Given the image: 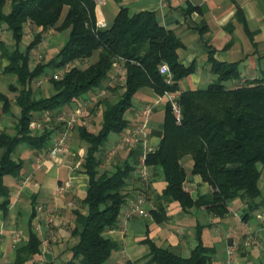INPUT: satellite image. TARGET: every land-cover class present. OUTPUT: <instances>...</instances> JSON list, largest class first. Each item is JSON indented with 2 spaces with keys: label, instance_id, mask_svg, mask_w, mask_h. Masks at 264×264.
I'll return each instance as SVG.
<instances>
[{
  "label": "trees",
  "instance_id": "16d2710c",
  "mask_svg": "<svg viewBox=\"0 0 264 264\" xmlns=\"http://www.w3.org/2000/svg\"><path fill=\"white\" fill-rule=\"evenodd\" d=\"M8 3L9 0H0V26L7 27L15 45L8 49L1 42L0 58L7 62L3 74L15 78L8 89L15 99L0 94V101L3 114L12 113L13 102L20 113L11 131H0V212L5 213L10 204L5 177L19 178L24 169V162L14 158L18 149L28 145L37 151L46 150L53 135L64 130V123L53 121L43 132H34L31 122L44 114L57 117L64 109L102 89L116 63L122 62L126 70L124 84L112 89L124 90L117 100L102 98L91 109V113L102 112L100 129L76 127L80 140L87 146L81 168L89 178L82 201L87 211L76 213L77 226L72 235L78 243L72 248V259L65 264H105L120 245L104 234L117 227L124 206L134 198L125 190L133 171L130 163H119L112 172L101 170L109 138L129 127L125 115L140 90L151 89L160 97L179 92L180 83L194 74L196 67L181 63L178 51L184 46L182 41L158 21L154 12L131 14L122 7L113 24L101 29L94 0H10L6 12ZM193 11L202 13L203 8L189 7V12ZM235 19L246 27L240 9ZM28 24L40 31L22 51L19 46ZM54 29L69 31L68 40L51 61L31 68L32 52L43 41L44 34ZM209 63L217 79L206 88L180 93L181 122H177L168 101L160 145L146 155L145 164L160 168L167 183L156 197V209L151 211L157 224L169 220L167 207L174 202L184 211L205 208L218 217L228 212V202L235 198L247 207L243 219L259 209L258 165L264 168V78L230 85L229 82L239 80L238 64L220 63L213 56ZM163 64L170 68L172 83L160 73ZM67 66L69 71L61 79L49 80L53 92L37 98L32 82L47 75V69L60 71ZM187 157L193 162L190 173L211 186L210 194L194 199L185 189L189 173L182 161ZM35 215L36 209L33 218ZM197 238L199 245L188 258L160 248L147 238L151 263L212 264L214 250L203 244L201 231ZM42 245L31 227L27 244L16 251L15 264H25L41 254Z\"/></svg>",
  "mask_w": 264,
  "mask_h": 264
},
{
  "label": "crops",
  "instance_id": "0c3cea01",
  "mask_svg": "<svg viewBox=\"0 0 264 264\" xmlns=\"http://www.w3.org/2000/svg\"><path fill=\"white\" fill-rule=\"evenodd\" d=\"M94 1L99 27H110L120 9L126 7L131 14L143 11L156 13L158 21L180 38L184 46L178 51L179 59L187 67L194 64L196 70L180 83L178 93L208 87L217 79V75L211 72L210 56L220 63L238 64L239 80L229 82L230 85L264 78V0ZM189 7H201L203 12L190 13ZM238 9L242 12L246 27L235 19ZM9 35L10 32L6 31L4 36ZM4 36L0 42L5 41ZM6 46L11 49L8 44ZM3 65L5 67L6 64ZM120 73L126 76L122 62L115 64L109 82L103 87L107 95L114 93L119 96L123 93V89L112 91L124 84L120 81ZM94 93H90L86 99ZM0 94L9 96L6 91H0ZM167 103L166 95L160 97L151 89L140 90L133 99V107L125 115L129 127L121 134H112L105 147L101 170L112 172L115 165L128 162L133 171L125 190L132 197L142 190L147 192L146 202L142 206L147 216L136 212L124 220L123 215L129 209L127 203L117 227L105 232V238L120 245L105 264H152L150 248L145 244L147 238L160 248L188 258L199 245V231L203 244L214 250L212 264L225 263L226 248L232 243L239 246L238 264H264V178L261 182L259 180V209L246 219H243L246 205L235 198L228 202V212L223 217L205 208L184 211L174 202L167 207L169 220L161 224L155 222L151 211L156 209V197L163 192L167 183L160 168L148 167L151 176L144 186L139 169L148 151H154L160 145ZM76 107L77 103H74L63 111L71 113ZM2 108L0 101V112ZM146 109H150L148 115L143 113ZM98 113L101 116L102 112ZM5 115L11 121L0 123V131H11L14 126L12 121L19 113L12 111ZM88 124L90 131H98L101 125L100 120L99 123ZM141 128L143 132L137 133ZM63 131L59 130L53 135L46 150L37 151L28 145L21 146L15 157V160L24 162L20 177L7 176L4 179L10 191V204L5 213L0 212V264H15L16 251L27 244L31 227L43 242L42 252L25 264H65L72 259V248L78 243V238L72 235L77 226L76 213L87 211L82 201L88 190L89 178L82 172V166L77 167L84 159L87 146L80 140L75 128L67 139L69 153L48 158L49 149ZM134 134L139 140L137 144L120 147L123 139ZM182 163L189 173L184 186L191 196L198 199L210 194L211 186L204 183L200 176L190 173L192 160L187 157ZM67 181L72 183V189L61 196L58 187ZM40 207L42 211L39 212ZM34 209L36 215L33 218ZM248 240L256 244L247 248L244 243Z\"/></svg>",
  "mask_w": 264,
  "mask_h": 264
},
{
  "label": "built area",
  "instance_id": "2783aa9c",
  "mask_svg": "<svg viewBox=\"0 0 264 264\" xmlns=\"http://www.w3.org/2000/svg\"><path fill=\"white\" fill-rule=\"evenodd\" d=\"M99 27V26H98ZM101 29L106 28L105 25H101L99 27ZM70 66L65 67L64 69L60 70L57 74H54L48 79H43L38 82V86H41V84L45 81L50 80L51 78L55 80L61 79L65 73L69 71ZM160 73L164 76H166L168 83H172L173 76L170 71V68L168 65L163 64L160 66ZM121 75V73L119 74ZM126 76L121 75L120 81L125 82ZM179 95L180 93H166V97L168 98V101L170 102L172 106L173 114L177 120V122H181L182 120V112H181V106L179 104ZM107 97V91L105 89H97L95 93L88 99H85L83 101L77 102V107L69 114V116L66 118L65 114L58 115L57 117H52L49 114H44L38 119H34L31 122L30 129L34 132H43L50 123L53 121L62 122L64 123V131L59 139H56L51 148L49 149L47 155L48 158H57L62 155L69 153V147L67 143V139L69 137V134L77 127V126H85L89 129V124L86 121L87 117V110L86 105L87 103H90L92 101H97L98 99H102ZM145 115H148L150 113V109H146ZM143 129H139L137 133H142ZM139 142L137 139V134L131 135L125 139L122 140L120 143V147L127 148L128 146L135 145ZM151 153L152 151H148ZM148 153V154H149ZM146 155L142 158L141 166L139 169V174L142 182L144 183V186L148 184L149 178L151 176V172L149 171L148 166L145 164ZM83 161H80V163L77 165V167L82 166ZM72 189V183L70 181L62 183L58 187V194L63 196L67 194ZM147 199V192L145 190H142L138 192L134 198L129 200V209L124 213L123 219L128 220L133 213H139L142 216H147V212L142 209L143 204L146 202ZM42 211V207L39 208V212ZM256 244L253 240H248L244 243L245 247H250L252 245ZM238 252H239V246L236 243H232L227 246L226 248V254H225V263L224 264H238Z\"/></svg>",
  "mask_w": 264,
  "mask_h": 264
},
{
  "label": "rangeland",
  "instance_id": "374dc122",
  "mask_svg": "<svg viewBox=\"0 0 264 264\" xmlns=\"http://www.w3.org/2000/svg\"><path fill=\"white\" fill-rule=\"evenodd\" d=\"M9 5H10V0L8 3V6L5 8L6 12L9 11ZM6 31H8L6 26H0V38H2V35L3 36L5 35ZM39 31H40V29L34 27L31 24L27 25L25 37L23 38V40L19 46L22 51L26 50L27 46L32 42L35 35ZM4 37H5V41L3 43L5 45L8 44L11 47V49H14L15 44H14V41L12 40L11 35L4 36ZM68 37H69V31L60 32V31H57L55 29L47 31L43 36V41L32 52L31 68H34L38 64H45V63H48L49 61H51L57 55V53L60 51L64 42L68 40ZM0 50H1V47H0ZM90 61H93V59ZM3 64H7V62H4L0 58V73H1L0 76H2V78H0V91H6L9 94L11 100L14 101L15 95L10 93L8 89H9V85L13 84L15 82V78L3 74V69H4ZM82 67H86V66L82 65ZM58 72L59 71H54L53 69H47V71H46L47 75H44L40 79L32 82L31 86H32L33 90L35 91V96L37 98L47 96L53 92L52 86H51L49 80L48 81H45V80L50 78L51 76H53L54 73L57 74ZM119 78H120V76H119ZM43 79H45L44 82L41 84V86H38V82L43 80ZM203 88H206V87H202V89ZM107 98L109 100H111V99L117 100L118 95H115L114 93H112V95L108 94ZM98 101H100V99H98L97 101H92L90 103H87V105H86V110H87L86 121L88 123H99V120L101 119V116L97 112L98 110H96V112L91 113L92 107H94V105ZM12 104H13L12 105V111L14 113L15 112L20 113L19 108L15 106L14 102ZM63 114H65V116L67 118L69 116L70 112L67 113V112L62 111L59 115H63ZM36 119H38V118H36ZM7 120L11 121L10 117L8 115H5L2 112H0V123H2L3 121H7ZM12 123H14V121H12ZM57 123H60V122H57ZM19 149H18V151H19ZM18 151L14 155V158L17 157ZM258 169L261 172V177H260V182H261V180L264 178V168L261 165H258Z\"/></svg>",
  "mask_w": 264,
  "mask_h": 264
}]
</instances>
